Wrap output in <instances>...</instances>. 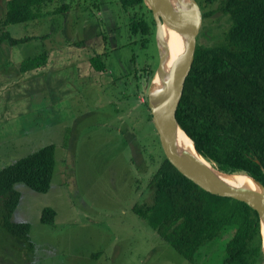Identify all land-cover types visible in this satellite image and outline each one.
<instances>
[{
  "label": "rangeland",
  "instance_id": "rangeland-1",
  "mask_svg": "<svg viewBox=\"0 0 264 264\" xmlns=\"http://www.w3.org/2000/svg\"><path fill=\"white\" fill-rule=\"evenodd\" d=\"M107 1L110 6L114 3L120 18L119 0ZM200 1L203 14L210 16L204 17L197 45L213 46L223 41L231 20L220 11L222 0L212 5ZM74 7L67 13V26L60 16L7 28L17 39L52 34L54 30V40L33 41L0 52V169L46 145L57 146L56 174L47 194L17 185L22 198L11 221L31 224L30 238L35 248L30 252L0 219V264H221L234 228L202 249L193 263L133 211L136 205L152 201L149 181L156 166L150 159H157L155 165L162 159L156 129L146 121L147 109L142 105L148 101L151 82L142 78L136 100L135 86L128 89L119 82L115 89L111 84L125 69L132 70L134 54L138 55L139 68L156 66V43L152 40L144 53L135 46L118 53L116 49L115 58H110L112 68L94 72L89 59L103 40L95 36V27L83 25V18L74 21V14L79 13ZM3 14L0 4V20ZM74 22L82 35L72 31ZM85 36L86 46L68 45ZM118 38L114 48L126 44L128 30ZM47 48L50 56L46 68L25 74L18 71L19 62ZM114 48L107 49L113 54ZM131 133L138 136L137 148L131 138L129 143L125 139ZM49 208L57 212L52 226L41 222L43 210Z\"/></svg>",
  "mask_w": 264,
  "mask_h": 264
},
{
  "label": "trees",
  "instance_id": "trees-1",
  "mask_svg": "<svg viewBox=\"0 0 264 264\" xmlns=\"http://www.w3.org/2000/svg\"><path fill=\"white\" fill-rule=\"evenodd\" d=\"M217 1L203 0L209 5ZM73 2L7 0L5 16L0 20V52L5 53L8 47L33 41L54 40V30L52 34L17 39L7 28L31 22L39 24L60 16L65 18L67 26V13L72 11L73 5L74 10H79V13L74 12V21L83 18V25L95 27V36H102L106 44L104 53L94 50L89 59L94 72L104 73L112 68L110 58L115 56L107 49L111 46L110 31L115 42L126 29L129 32L126 44L117 47L116 53L134 46L144 53L149 50L152 40L155 41L156 23L144 0H119L120 18L114 10V3L110 6V1ZM199 3L201 5L202 2ZM220 11L229 16L231 26L220 43L197 45L177 119L203 158L224 172L245 174L264 186V0H222ZM209 16L210 13L204 14L205 18ZM72 31L78 36L83 32L82 29L81 33L77 31L76 22ZM87 39L85 36L68 45L84 47ZM49 56V48L43 52L37 50L34 57L18 63V71L25 74L44 69L48 66ZM137 61L138 55L134 54L130 61L132 70L125 69L111 84L115 89L120 85L128 89L135 86L134 100L138 97L142 78L146 77L149 84L159 64L158 60L156 66L147 64L139 68ZM66 70L69 78L70 67ZM133 74L134 80L129 81ZM123 98L128 100L124 94ZM142 105L147 109L146 121L154 126L148 101ZM156 134L162 159L158 165H155L157 159H150V164L156 166L149 181L152 201L136 205L133 211L189 262L194 263L202 249L222 239L225 230L234 228L235 233L224 248L221 264H264V242L258 213L235 199L212 195L187 179L168 161L157 131ZM129 135L125 137L127 143L131 140L137 148L138 136ZM130 145L133 146L132 143ZM56 168L57 146L50 144L0 169V196L5 197L8 210L1 215L2 226L19 242L26 244L30 252L35 248L30 238L31 224L11 221L21 199L15 187L22 184L33 192L47 194L52 188ZM56 219L54 209L43 210L41 222L44 225L52 226Z\"/></svg>",
  "mask_w": 264,
  "mask_h": 264
},
{
  "label": "water",
  "instance_id": "water-1",
  "mask_svg": "<svg viewBox=\"0 0 264 264\" xmlns=\"http://www.w3.org/2000/svg\"><path fill=\"white\" fill-rule=\"evenodd\" d=\"M144 1L156 23L155 40L159 55L157 71L148 88V106L166 158L182 175L204 191L235 199L256 211L263 236L264 186L245 174L220 170L197 150L205 165L193 167L183 150L182 138L188 136L179 124L177 112L193 67L197 38L203 25L204 14L200 3L197 0ZM148 1L153 2L160 12L151 7ZM245 178L257 187L246 185Z\"/></svg>",
  "mask_w": 264,
  "mask_h": 264
},
{
  "label": "bare ground",
  "instance_id": "bare-ground-1",
  "mask_svg": "<svg viewBox=\"0 0 264 264\" xmlns=\"http://www.w3.org/2000/svg\"><path fill=\"white\" fill-rule=\"evenodd\" d=\"M151 7L156 9L158 12H160L159 8L151 1H148ZM164 15V14H163ZM166 19H168L167 15L165 14ZM177 45V44H176ZM183 143V150L185 152L186 159L188 163L193 167H201L205 165V161L201 158V156L197 153L194 142L186 137L183 136L182 138ZM244 183L246 185H249L251 188H254V183L250 181L249 179L245 178ZM256 186V185H255ZM257 187V186H256ZM263 242H264V229H263Z\"/></svg>",
  "mask_w": 264,
  "mask_h": 264
},
{
  "label": "flooded vegetation",
  "instance_id": "flooded-vegetation-1",
  "mask_svg": "<svg viewBox=\"0 0 264 264\" xmlns=\"http://www.w3.org/2000/svg\"><path fill=\"white\" fill-rule=\"evenodd\" d=\"M69 1V0H68ZM199 2V1H198ZM109 22V21H108ZM108 27V26H107ZM155 36H156V33H155ZM100 38H102V40H103V37L102 36H99ZM109 41H110V43H111V46L114 48V44H113V42L115 43V39L113 38V36L112 35H110V37H109ZM155 43H156V40L154 41ZM105 42H104V40H103V43H100V44H98V45H96L95 46V48H94V50L97 52V50L98 49H100L101 50V53H104L105 52V49H106V44H104ZM116 44V43H115ZM157 46V45H156ZM102 47H103V49H102ZM116 49H117V45L115 46V48H114V54H115V52H116ZM15 191H18V189H17V186L15 187ZM21 194V193H20ZM21 198H22V196H21ZM20 203H21V199H20V202H19V206H20ZM18 206V207H19ZM18 207L16 208V210L13 212V214H12V217H11V220H12V218H13V216H14V214H15V212L17 211V209H18ZM8 212V210L6 211V199H5V197L3 196V195H1L0 196V219L2 220V217H1V215L2 214H5V213H7ZM13 222V221H12ZM15 223H18V222H15ZM4 227V226H3ZM5 228V227H4Z\"/></svg>",
  "mask_w": 264,
  "mask_h": 264
},
{
  "label": "crops",
  "instance_id": "crops-1",
  "mask_svg": "<svg viewBox=\"0 0 264 264\" xmlns=\"http://www.w3.org/2000/svg\"><path fill=\"white\" fill-rule=\"evenodd\" d=\"M5 2H6V0H5ZM0 4L2 5V6H4V14H3V16H5V10H6V8H5V4H4V2H3V0H0ZM2 8V7H1ZM67 69V68H66ZM42 75V74H41ZM50 75V74H49ZM68 77V76H67ZM68 81H69V78H68ZM47 89H49L50 91H51V89H50V87H47ZM53 94V93H52Z\"/></svg>",
  "mask_w": 264,
  "mask_h": 264
}]
</instances>
